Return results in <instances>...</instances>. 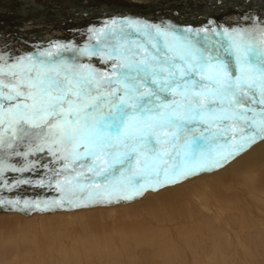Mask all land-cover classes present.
Instances as JSON below:
<instances>
[{"label": "snow or ice", "instance_id": "1", "mask_svg": "<svg viewBox=\"0 0 264 264\" xmlns=\"http://www.w3.org/2000/svg\"><path fill=\"white\" fill-rule=\"evenodd\" d=\"M242 19L252 26L224 27L227 43L209 49L188 39L197 29L179 34L170 24L125 18L133 32L113 30L121 37L114 44L101 32L96 45L79 50L110 62L104 74L91 64H54L47 53L0 52V148L28 165L11 170L38 172V161L27 158L46 153L51 162L39 167L50 169L49 187L57 176H64L62 193L98 185L82 198L94 201L102 191L139 192L222 168L264 143V18ZM25 140L28 150L16 151L14 142ZM4 168L0 160V173Z\"/></svg>", "mask_w": 264, "mask_h": 264}, {"label": "bare ground", "instance_id": "2", "mask_svg": "<svg viewBox=\"0 0 264 264\" xmlns=\"http://www.w3.org/2000/svg\"><path fill=\"white\" fill-rule=\"evenodd\" d=\"M261 1L262 4L259 0L148 2L154 8H163V16L173 10L175 12L171 14H176L177 19L200 25L204 24V19L183 16L181 11L190 7L207 11L221 5L244 10L250 7L264 9V0ZM5 2L0 0V7ZM82 2L88 7L85 8L87 12L80 15L91 13V18L105 17L106 21L108 18L114 22L132 14V20H140L134 10L138 14L144 12L140 11L144 6L141 0L133 4V8L122 3L117 6L116 0ZM99 4L105 6L89 8ZM0 10L4 14L9 8ZM14 15L19 16L16 12ZM21 16H24L23 13ZM155 18H158L157 14ZM42 19L44 21L37 25H55L54 29L59 30L63 24L49 17ZM122 21L116 24L115 29L127 26ZM66 23L63 29L69 26ZM73 29L75 36L78 31ZM210 54L207 52L205 56ZM96 65L102 68L101 62ZM103 69L101 74L112 71L111 66L106 64ZM14 144L16 151H26L25 143L16 141ZM8 150H11L10 155L13 154L12 149ZM36 159L38 163H43L38 157ZM37 189V186L33 190L23 189L11 197L0 193V199L5 202L0 205V264H135L138 255L135 249L145 251L139 264H264V143L257 144L222 168L186 176L154 188L145 187L139 192L122 188L109 194L102 191L94 203L82 199L88 194L73 195L81 194V191L61 195L68 197L62 203L55 201L59 194ZM43 192L48 194L44 198L41 197ZM109 199L119 201L113 203ZM17 200L19 204L15 203ZM83 205L91 206L83 208ZM74 208L79 211H71ZM89 220L93 222L90 224Z\"/></svg>", "mask_w": 264, "mask_h": 264}, {"label": "rangeland", "instance_id": "3", "mask_svg": "<svg viewBox=\"0 0 264 264\" xmlns=\"http://www.w3.org/2000/svg\"><path fill=\"white\" fill-rule=\"evenodd\" d=\"M5 1L6 2L4 3V5L2 4L4 8L0 7V9L9 8V10L6 11V13L4 14L0 13V52L8 53L13 57L20 56V55L27 56L29 54L36 57V56H39L40 53H47L48 55L43 58L53 62L54 64L55 63H60V64H63V63L77 64L78 63V64H83V65L91 64L95 68L104 70L103 66H105V64L111 66L110 62L102 63L99 57H89L86 55H81L79 50L84 49L86 47L96 45L97 39L100 38L101 36V32H107L110 36H112L113 30H115L116 33H119L121 31L120 29H122L124 33L133 32V29L129 28L128 26H123L120 29L119 28L115 29L116 24L120 23V20L122 19L124 20L125 18L132 19L131 17L134 16L133 14L131 17L120 18L119 20L114 21L115 23L112 20H109L108 18L106 21L105 17H101V19L91 18V13H89V15H80V14H83L84 12L85 13L87 12L85 8L88 6L83 4L82 2L83 0L80 2H78V0H41V1H38V0H12L10 1L9 0L10 2L7 0ZM116 1H118V3H116L117 6H119L120 3H122L124 5H128L129 7L133 8L132 5L135 4L138 0H116ZM141 1L144 6L143 8H141L142 10L140 11H144V12H141L142 14L139 13L141 14L139 15L138 12L134 10L136 12L134 14L140 17V21H147L149 24H159L161 26L165 25L166 23L171 24L175 26L176 29L180 30L179 34H183L182 29H185V28L191 27L192 29H197L199 30L197 33L187 34L188 39L191 40L193 45H195L196 43L197 48L203 45L209 49H212V48H215L216 46L215 45L214 47H211L214 44H217L216 47H218L221 42L227 43V38L223 35V28L233 27V26L240 27V28L251 27L252 26L251 20L244 21L242 19L245 16L264 18V9L260 7H250L244 10L241 8L231 7L229 5H221L218 7L214 6L211 9H207V11L202 10L201 8L196 9L194 7H190V8H186V10L181 11L182 12L181 14H183V16L185 15L193 16V18L195 19H198V18L204 19L203 20L204 24L203 23H201L200 25L192 24V23L188 24L189 23L188 21L184 19H179V18L177 19L176 14L175 16L171 14V12L173 13L175 11L170 10L168 12H165L169 16L168 15L163 16L164 15L163 8L161 7L154 8L151 6L152 4H149L150 2H148V1H151L152 3L153 1H159V0H141ZM259 3L262 4V1L259 0ZM72 4H74V7H71ZM76 5H79V6L76 7ZM100 6H105V5L103 4L102 5L99 4L97 6L91 5V7L89 8H96ZM58 8H61V9H58ZM56 9H58V11H56ZM221 10L222 12H220ZM237 10L238 12H236ZM15 12H16V15L19 14V16L18 15L15 16L14 15ZM22 13L24 16L20 17ZM156 14L158 18H155ZM67 15L70 17L69 20H67V17H68ZM153 15L155 16L149 17ZM45 17H49L50 20H56V23H63L61 24V29L65 27L63 25L66 22H67L66 25H69V26H67V29L56 30L54 29L55 25L54 26L48 25V24L37 25L38 23L43 22L44 20L42 18H45ZM136 20H139V19H136ZM190 21L192 22V17H190ZM210 21L212 22L211 25L209 24ZM178 26L180 27L178 28ZM109 28L111 29L107 31V29ZM217 28L219 29L221 28V29L219 31H213V29H217ZM72 29L74 32L78 31L77 33H75V36L72 34ZM89 29H93L94 31L90 32ZM29 31H31V33H28ZM62 31L64 32L68 31V32H66L67 34H65ZM112 37L113 38H111L108 41V43L114 44L121 39L119 35H115ZM54 52L58 53V55H53ZM221 52H223L222 49H221ZM50 54L52 55L51 58H50ZM100 62H101L102 68L99 67L100 65L99 66L96 65V63H100ZM199 132H200V129L197 130L195 135L199 136L198 135ZM7 135H11V134H7ZM24 143L28 145L27 140H25L24 142H21V144H24ZM178 143H183V141L181 140ZM210 144L211 142L209 141V147H211ZM165 147H168V146L165 145ZM5 148L7 151L5 150ZM8 149L9 148L7 147V145H5L3 148H0V160H2L5 165L3 173H0V180H1L0 181V193L9 195V197H11L12 194H16V192L18 191H21L23 189L33 190L37 186L38 187L37 190H48L49 192H53L52 194H59L60 197L59 198L57 197L55 199L56 202L63 203L65 200H67L68 197H64V196H68L72 192L71 186L66 187L65 192L63 193L60 191V188L57 186V182L62 181L64 179V176H57L56 180H53L51 182V187H49V176L51 175L50 169L42 170L44 168L39 167V164H49L51 162L50 160L51 157L47 156L46 153L45 155L37 153L35 156L33 155V156L28 157L27 159L36 160V161H37L36 158L38 157L40 159L39 162H43V163H38L36 165V167L39 168L38 172L26 171V172L21 173L18 171H12L11 165H16L17 167H21V166L27 167L28 165L26 164V158L23 156H17L14 153L10 155L11 150H8ZM27 150L28 148L26 147V151ZM168 150L171 151V148L169 147ZM3 151L5 152L3 153ZM45 157H47V159ZM8 158L12 159L13 161H9ZM179 162H180V159L177 158L175 163H179ZM52 167H54L57 170V172L61 170L60 163L52 164ZM83 170L86 175L91 176V173H89L86 169H83ZM68 171L72 172L71 168H69ZM77 171H80V169H77ZM75 174H76L75 172H72V175H75ZM162 178H163V172H161V176H160V179ZM19 179L20 180L21 179L31 180L32 183L31 184L16 183V181H18ZM136 179L140 182V184L145 183V180L141 179L140 177H137ZM156 179L157 178L155 175L151 177V180L153 182H155ZM97 186L98 185H93L92 189L86 188L84 192L83 191L81 192V194H73V195L81 196L83 194H88L89 191L94 190V188ZM121 188L124 189L123 187ZM127 190H131V189H127ZM78 191L79 190H77L76 192ZM110 191H117V190H110ZM109 192H107V194H109ZM45 195H48V194L43 192V194H41V197L44 198ZM61 195H64V196H61ZM114 201L117 202L119 200L117 199L111 200V202L113 203ZM94 202L95 201H93V203ZM113 203H108V204H113ZM83 206H85L83 208H86V207H90L91 205L90 206L83 205ZM64 210L65 209H63L62 211ZM71 211L73 212L79 211V209L74 208ZM92 222H93L92 220H89L90 224ZM42 245L46 246L45 243H43ZM138 250L139 249L134 250V252L137 251L136 253L138 254L134 262L135 264L141 263L142 260L140 259V256L141 255L143 256V254L145 253V251H142L141 249L139 251ZM134 252L132 254H134ZM146 253H149V252L146 251Z\"/></svg>", "mask_w": 264, "mask_h": 264}]
</instances>
